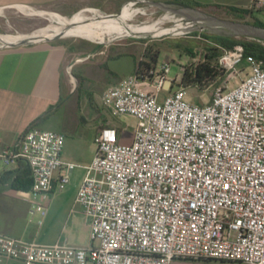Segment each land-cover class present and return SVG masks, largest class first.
Returning a JSON list of instances; mask_svg holds the SVG:
<instances>
[{"label":"built area","instance_id":"2783aa9c","mask_svg":"<svg viewBox=\"0 0 264 264\" xmlns=\"http://www.w3.org/2000/svg\"><path fill=\"white\" fill-rule=\"evenodd\" d=\"M18 6L36 8L10 7ZM262 8L264 0H249V10ZM218 63L229 79L242 64L247 71L235 85L215 88L205 103L190 101L185 87L170 89L166 61L107 87L103 105L136 123L128 143L109 124L94 138L75 196L90 243L44 244L0 233V257L11 264H171L177 258L264 264V70L241 44L224 49ZM64 140L61 132L33 125L12 145L0 138V160L23 159L30 167L31 186L21 194L30 213H39L38 224L49 193L63 189L77 166L62 159Z\"/></svg>","mask_w":264,"mask_h":264},{"label":"crops","instance_id":"0c3cea01","mask_svg":"<svg viewBox=\"0 0 264 264\" xmlns=\"http://www.w3.org/2000/svg\"><path fill=\"white\" fill-rule=\"evenodd\" d=\"M132 1L143 0H0V7L28 4L34 7L59 6L72 11L87 7L115 11ZM153 1L174 2V0ZM192 1L249 10V0ZM250 15L256 21L264 23V8L251 11ZM69 48L70 45L65 42L49 40L0 50L1 144L4 146L14 144L18 136L32 125L40 129L61 132L65 136L61 157L65 161L77 164L66 186L61 190L53 189L49 193L45 203L46 213L42 223L38 224L39 213H30V202L21 194V191L28 190L31 186L32 178L28 163L23 159H17L9 164L0 160V233L44 244L66 239L74 246H82L76 231L78 225L70 210L75 203L76 192L84 176L85 166L91 162L94 155L95 146L87 147L82 133L74 132L73 136L69 137L70 130H55L50 126V117L56 107L75 94L80 86L79 84L77 87L71 86L70 79L66 75ZM126 54L131 53L112 54V48H110L97 64L109 59L117 61L118 58L127 56ZM140 59H142L141 56L138 61ZM75 65L77 64L74 63L73 66ZM135 70L133 60L127 70L122 71L120 66L110 69L109 73L116 74L117 71L120 73L108 83L107 87L131 76ZM161 93L160 95L163 96L164 92ZM104 124V122L98 123L96 134ZM75 169L76 172H74ZM85 223L89 235L86 220ZM0 264H11V261L6 257H0Z\"/></svg>","mask_w":264,"mask_h":264},{"label":"rangeland","instance_id":"374dc122","mask_svg":"<svg viewBox=\"0 0 264 264\" xmlns=\"http://www.w3.org/2000/svg\"><path fill=\"white\" fill-rule=\"evenodd\" d=\"M163 3L173 8L182 7V5L175 3ZM200 4L202 7L197 9L206 13L227 19H233L232 17H234L233 13L227 11L225 6H219L216 4ZM0 8H2V14H0V44L11 41L12 39H18L14 37V35L17 34H23L26 37H31L35 35L40 28L45 27L49 22L45 17L35 15V13H23L17 9L22 7ZM36 8L39 10L51 11L52 13L60 16L68 17L85 9L83 8L72 11L65 10L59 6ZM126 8L141 9L144 12L137 13L133 17L132 22L142 23L146 20H158L161 22L162 26L166 27L171 26L174 23L172 20H170L172 15L178 14L175 13L173 9L166 11L157 5H151L146 2H138L133 5H124L122 7V12ZM120 9L115 11L97 9V11H100L102 14H110L118 13ZM246 20L254 21L255 19L251 15H248ZM67 25L74 26V31L72 34L52 40L62 41L70 45L66 75L70 79L71 86L77 87L78 84L80 86L75 94L69 96L65 101L56 107L55 111L50 117V126L55 130H70L71 133L69 134V137H72L74 132L82 133L84 135V141L87 142L85 143L87 147L95 146L94 136L96 135V127L98 123L104 122L105 124L119 126L122 129V142L124 143H128L130 141L132 130L134 129L136 123V119L130 115H113L102 103L101 96L104 89L107 87L108 83L113 81L120 73L118 71L116 74H113L112 72L109 73L110 69L120 66L122 71L127 70L130 67L131 60H133L135 66H137L140 56L143 58L144 47L146 46L145 44L148 43L152 44L154 49L160 50V53L157 57L158 59L156 62V67H159L164 61L169 63V72L167 73V77L169 79L175 80L171 82L172 90H175L178 87H185L181 84L183 69L187 65L196 63L198 61V54L205 43L202 35L199 33L215 34L208 29H196L198 34L193 36L191 33L195 30L191 29V26L190 28L172 34L139 35L125 30H115L109 36L95 37L93 35H86L91 38L109 40L107 42H102L100 40H93L85 36L78 35L82 33L81 30L74 25V23ZM212 30L219 31L218 29L214 28H212ZM176 42H180L183 45L193 44V54L187 55L185 51L174 48L173 46ZM110 48H112V54L118 52L131 54H126L127 56L118 58L117 61L109 59L106 62L103 61L97 64V62L105 56V53ZM73 61H75L77 65H71L70 67V64ZM240 69V73L236 75V78H226L225 74L224 78H222L219 83H215V81H209L204 82L201 85L191 84L186 86L185 90L188 99L195 103H205L209 101L215 91V88L218 86H233L235 85L236 80L239 81L242 78L243 74L246 73L247 70L244 64L240 66ZM37 128L39 127L37 126ZM69 142L71 141L69 140ZM76 171L77 170L75 169L74 172ZM70 212L73 218L76 220V224L78 225L76 226V231L79 235L82 246L88 245L90 243V239L81 205L76 202L73 203ZM171 264L231 263L218 260L205 261L177 258L174 259Z\"/></svg>","mask_w":264,"mask_h":264},{"label":"bare ground","instance_id":"6f19581e","mask_svg":"<svg viewBox=\"0 0 264 264\" xmlns=\"http://www.w3.org/2000/svg\"><path fill=\"white\" fill-rule=\"evenodd\" d=\"M19 11L23 13H35V15L45 17L49 22L48 24L40 28L38 32L31 36L26 37L23 34L14 35L18 39H12L6 43L18 42L25 39H36V38H51L58 34H63L64 36L72 34L74 31V26L67 25L74 23L78 29L81 30L82 34L80 36H85L93 40H100L102 42H107L109 40L91 38L86 35L97 36H109L115 30H125L133 34L139 35H149V34H172L182 31L184 29L190 28L191 26L198 23V20L190 19L186 16H181L178 14H173L170 20L174 23L171 26H162L161 22L158 20H146L142 23L132 22L133 17L137 13H144L141 9H125L123 12L118 13L117 16L102 14L97 9L85 8L78 13L68 16H60L51 11L38 10L34 8H26L23 6H18ZM172 7L164 8V10H172ZM176 13V12H175ZM0 14H2V8H0ZM171 23V22H170ZM219 30V29H218ZM221 33H233L238 34L239 31L233 29H223L219 30ZM79 33V32H78ZM26 35V34H25ZM119 37V36H115ZM113 37V38H115Z\"/></svg>","mask_w":264,"mask_h":264},{"label":"trees","instance_id":"16d2710c","mask_svg":"<svg viewBox=\"0 0 264 264\" xmlns=\"http://www.w3.org/2000/svg\"><path fill=\"white\" fill-rule=\"evenodd\" d=\"M175 4L182 6H190L194 8H201L202 5L198 2L192 0H174ZM227 11L233 13V19L242 20L249 23H253L264 27V23L254 21H247L246 17L251 14L250 10L241 9L236 7H226ZM193 36L198 34L197 31L191 33ZM202 35L205 41L201 51L200 60L196 63H191L184 67L181 84L183 86H189L191 84L201 85L204 82L215 81L219 83L225 76V70L219 65L218 58L224 49L233 48L236 44H241L244 47L246 54H251L254 56L255 60L260 64L261 68L264 70V42L251 39V38H234L230 36L220 35V34H207L199 33ZM143 58L140 59L136 66V72H142L156 67L157 57L160 53L159 49H154L152 44H145ZM176 49H181L187 53V55H192L193 44L183 45L180 42H176L173 46ZM113 125V124H109ZM118 132L120 133L122 129L116 126ZM208 261V260H205Z\"/></svg>","mask_w":264,"mask_h":264},{"label":"water","instance_id":"95a60500","mask_svg":"<svg viewBox=\"0 0 264 264\" xmlns=\"http://www.w3.org/2000/svg\"><path fill=\"white\" fill-rule=\"evenodd\" d=\"M141 2H146V3L151 4V5H157L163 9L167 8V7H171V6H167V4H165L163 2L153 1V0H143ZM121 9H120V11H121ZM173 10L176 13H178V15H182V16H186L190 19L198 20V23L193 25L191 28V29H194L195 31H196V29H199V30L208 29L215 34L230 36V37H234V38L245 37V38L257 39V40L264 42V27L263 26H259V25L253 24V23L242 21V20L220 18V17L206 13L202 10H199L197 8L190 7V6H182L179 8H173ZM118 13H110L107 15L117 16ZM212 28L219 29V30L233 29V30H237L239 32L236 35L233 33H221L219 31L212 30ZM62 36H64V35L58 34V35L53 36L51 38L25 39V40H21L18 42H11V43H4V44L6 46H14V47L15 46H23V45H30V44L38 43L41 41H49V40L59 38Z\"/></svg>","mask_w":264,"mask_h":264}]
</instances>
